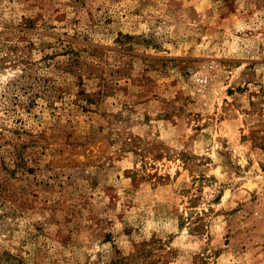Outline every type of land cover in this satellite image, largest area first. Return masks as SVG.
<instances>
[{
  "label": "rangeland",
  "instance_id": "obj_1",
  "mask_svg": "<svg viewBox=\"0 0 264 264\" xmlns=\"http://www.w3.org/2000/svg\"><path fill=\"white\" fill-rule=\"evenodd\" d=\"M0 264H264V0H0Z\"/></svg>",
  "mask_w": 264,
  "mask_h": 264
}]
</instances>
